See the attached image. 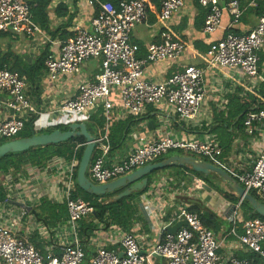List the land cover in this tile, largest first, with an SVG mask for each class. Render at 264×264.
<instances>
[{"label": "built area", "instance_id": "2783aa9c", "mask_svg": "<svg viewBox=\"0 0 264 264\" xmlns=\"http://www.w3.org/2000/svg\"><path fill=\"white\" fill-rule=\"evenodd\" d=\"M94 2L98 5V11L90 20L89 29L75 26L72 38L66 42H58L56 50L45 58L44 68L46 79L52 85L59 84L63 78L78 75L90 60L99 61V73L94 80L79 82L71 98L62 100L53 110L41 112L27 96L26 80L16 71L0 68V115L3 114L0 117V138L16 137L31 116L37 118L38 127L34 131L38 132L57 125L85 123L91 112L101 106L104 124L95 135L94 151L86 173L93 184L102 185L115 181L155 163L170 151H178L202 158L200 160L227 173L247 193L253 191L264 200V149L258 150L250 170L240 169V166L223 162V150L213 134L204 139L164 136L153 141H146L140 135L133 134V149L116 162L107 161L110 151L109 129L115 119L138 117L148 106L157 108L164 104L180 123L186 126L193 123L205 99V69L184 67L163 82H150L144 78L147 65L175 60L183 53L184 44L168 30L167 22L184 7L185 0H161L156 15V22L160 27V42L148 46L144 59L136 58L129 36L135 27L147 23V0L124 1L118 9L111 3L97 0H89L88 4L92 6ZM198 4L208 10L202 33L213 34L219 29L221 22L222 9L218 0H198ZM226 10L233 18L232 23H237L241 15L239 0H230ZM0 32L25 38L43 36L40 27L32 20L27 0H0ZM263 47L264 10L256 27L248 34L228 33L221 38L208 52L205 68L239 70L248 79H254L258 77V52ZM261 80L264 81L262 78ZM115 95L120 103L118 112L114 111L116 106L112 97ZM260 100L264 104V99ZM45 115L50 118L52 116L56 120L55 124L41 125ZM243 126L248 136L257 133L264 136V108L248 112ZM76 149L67 164L54 160L42 171L47 172V193L43 191L38 194L29 188L35 183L41 185L37 184L34 175L32 178L27 176L25 186L18 187L15 184L5 188L7 200L19 202L23 206L37 204L41 195H47L50 202L64 204L67 221L62 224L63 227L48 229L36 220L35 222L24 208L7 202L1 203L0 264H248L247 260L238 259L234 255H221L220 242L216 236L203 227L198 213L189 211L190 201L200 198L199 191L205 188L203 181L194 177L188 188L180 186L177 190L168 187L164 180L167 187L162 194L164 199L158 194L154 195L153 200H157L156 208L158 207L159 212L153 211V214L162 218L169 214L172 220L161 226L159 238L150 248L143 250L134 235L123 233L115 226L106 228L102 223L94 222L98 226L95 235L104 234L118 247L111 250L98 247L86 260L78 236L79 223L90 217L94 209L79 198H71L72 175L79 165L75 157ZM22 178L24 176L20 180ZM183 195L187 198L185 202L179 200ZM241 203L242 200L239 199L236 204H230V229L227 236H232L245 253L258 254L260 264H264V222L260 219L245 221L241 225L242 234H238ZM180 221H184L187 226L181 227L173 235L168 233L167 228ZM35 231L42 240L51 242L45 248V253H41L29 241L28 236ZM89 242L91 243V238ZM55 250H58V255L54 254Z\"/></svg>", "mask_w": 264, "mask_h": 264}, {"label": "crops", "instance_id": "0c3cea01", "mask_svg": "<svg viewBox=\"0 0 264 264\" xmlns=\"http://www.w3.org/2000/svg\"><path fill=\"white\" fill-rule=\"evenodd\" d=\"M88 1L89 0H51L49 6L46 9L49 20L48 31L42 30L40 28L42 30L43 36L25 38L8 34L10 36L9 42L3 43L4 41L1 39L0 43L5 44V48L10 46L12 52L18 56L20 60L27 64H32L35 58L40 55L44 48L47 47L48 53L55 51L57 48V43L62 42V38L69 39L70 36L72 37L73 28L75 26L89 29L90 20L97 13L98 5L94 2L95 4L93 3L91 6L88 4ZM97 1L101 2L100 0ZM123 1L125 0H122V2ZM229 1L230 0H218L219 7L222 9L220 27L213 34L204 35L202 33V26L204 23L205 10L202 7H197L194 3V0H185L184 7L179 12L174 14L167 22L168 30L178 41L184 44L183 53L175 60H165L155 64L147 65L145 67L144 78L150 82L166 81L172 74L180 72L184 67L188 66L205 69L203 76L205 99L195 121L186 126L183 123H180L174 113L171 112V109L166 107L164 104L159 105L157 108L148 106L145 108V111L142 115L138 117L130 116L131 120L128 128L129 134L127 135L125 142H123L120 147L115 149L110 148V151L107 155L108 162H116L122 159L125 154H128L133 149L135 144L132 138L133 134L140 135L146 139V141H153L164 136L178 139H187L189 137L204 139L207 135H215L213 132H211V128L215 126L216 123L215 115L219 113L225 114L227 112L228 98L230 96L237 95L239 97H243L246 94L258 95L257 91L261 86H264V81L261 80V78L264 79V47L258 52V77L254 79H248L239 70L220 71L216 69L205 68V59L207 58L208 52L212 50V47L221 38H223L228 33L235 35L248 34L256 27L258 18L264 10V0H239L241 15L237 23L233 24V18L226 10V5ZM160 2L161 0H147V23L135 27L130 33L129 43L134 49L137 59H144L146 57L147 48L150 44L160 42V27L156 22V15L159 11ZM64 10L66 11L67 15L59 16L63 14ZM69 16L71 19L68 20ZM67 24H69V26H67ZM57 31L58 34H56ZM63 31H65L67 35H62ZM5 48L0 49L6 50ZM88 62L89 63H86L82 67L78 75H75L72 78H63L57 85L50 84L45 75V78L42 81L41 94L38 99L30 96L28 86L27 96L33 106L41 112L53 110L59 102L71 98L74 95L75 87L79 82L85 79L94 80L95 76L99 73V61L90 60ZM22 78L26 80L25 77ZM258 98L259 100L264 99L260 96H258ZM114 104L116 106L114 111L118 112L120 109V103L114 101ZM2 115H0V117ZM128 117L119 120L115 119L114 122L124 121ZM55 122L56 120L52 116L50 118L49 115H45L42 118L41 125L45 126L47 123H49V125H54ZM36 127H38L37 122L34 123V128ZM229 130H232V125L230 126ZM232 132L233 136L230 144V151L226 153L225 156H223L224 152L222 153V160L226 164L230 163L231 165L233 164L237 167L240 166V169L250 170L252 167V162L255 158L254 156H256V154L259 152L258 150L264 149V136L258 133L248 136L245 133L244 126L242 134L236 132L234 128ZM37 173L39 176L36 177L35 171H33V169H26L24 178L29 175H34L36 177L37 184L41 185H32L29 188H31L33 191H36L38 194H42V188L46 187L47 172ZM189 179L192 180L193 178ZM168 186L172 188L170 183ZM172 189L177 190L178 187ZM45 197L47 198V195H45ZM42 198L43 196L41 195V197L38 198V202H36L37 204L35 205L24 206V210L29 215H31V217H33L34 221L36 220L48 229H54L49 228L42 221L37 220L32 213L33 209L38 208ZM11 201L12 200H7V203L10 204ZM194 201H202L203 204L208 207L223 223V227L216 235L217 240L220 242L219 253L221 255L227 254L234 256H237L240 252L244 253L237 241L227 236L226 231L228 227H230L229 207H231V205L225 203L224 200H217L215 203L211 201L206 204L205 200H203L201 196L200 198L193 199L190 202L193 203ZM144 204V209L149 214L148 217H150V219L152 217L151 222L144 220L148 224V232L143 229L142 223H138L134 226L130 234L134 235L140 241L143 250H147L152 244L157 242L161 226L168 224L172 218H170L169 214L167 216L169 217L168 220H166L167 217L162 218L157 214H153V206L147 202ZM26 207L30 208V210L27 211L25 209ZM62 224L63 223H59L56 227L62 226ZM95 231L92 235H90L86 243L81 245L87 251L89 258L98 247L108 248L116 246L113 245V240L108 239L104 234L97 233L95 235ZM28 238L30 242L32 239H35L38 244L43 243L42 247H44V251L45 248L51 244V242H45L42 240L37 231L29 235ZM90 238L91 243L89 242Z\"/></svg>", "mask_w": 264, "mask_h": 264}, {"label": "trees", "instance_id": "16d2710c", "mask_svg": "<svg viewBox=\"0 0 264 264\" xmlns=\"http://www.w3.org/2000/svg\"><path fill=\"white\" fill-rule=\"evenodd\" d=\"M101 2L111 3L112 6L118 9L119 5L122 3V0H100ZM129 1V0H125ZM51 0H32L29 3L30 13L32 16V20L36 23L42 30L48 31L49 20L46 13V9L49 6ZM124 2V1H123ZM194 3L197 7H201L198 4V0H194ZM95 4V3H94ZM95 6V5H94ZM204 9V8H203ZM204 19L206 14L208 13L207 9H204ZM67 13L64 10L62 15L66 16ZM71 19L70 16L68 20ZM69 26V24H67ZM58 34V31L56 32ZM62 35H67L65 31L62 32ZM69 37V36H68ZM62 38V36H61ZM72 37L70 36L69 39ZM4 42H9L10 36L7 33L0 32V40ZM69 39L62 38V42H66ZM9 44V43H8ZM6 50L0 49V68H6L9 71H16L19 73L21 77H25L29 86V94L31 97L39 98L42 89V81L45 78L46 72L44 68V60L48 56L47 47L40 53V55L35 58L32 64H27L24 61L20 60L18 56H16L10 46L5 48ZM207 51V50H206ZM258 95L246 94L243 97H239L237 95L230 96L228 98L227 104V112L225 114L219 113L215 115L216 123L215 126L211 128V132H213L217 137V142L219 146L223 149V156L226 155L230 151V144L233 136V128L236 132L242 134L243 131V121L246 114L250 111H259L264 108V105L260 102L258 96L264 98V86H261L257 91ZM102 107L99 106L96 108L94 112H91L90 117L87 121H85L87 131L92 135H96L99 129L103 127L104 120L102 118ZM220 119V120H219ZM36 116H31L25 123L22 131L12 139L0 138V145L17 139L30 138L35 135H40L44 133H51L55 130L66 131L69 126L57 125L51 128H48L43 131H34V123L36 122ZM130 116L121 122H111L109 129V144L110 148L120 147L123 142H125L127 135L129 134V124H130ZM232 125V130L230 131V126ZM244 137V136H243ZM77 146H79L77 148ZM85 147V140L82 137H77L73 139L66 140L62 143L56 145H48L44 147H35L30 148L24 152L20 153H12L7 154L0 158V204L7 202V193L5 183L10 182L12 180L11 185H15L20 180L21 176H24L26 173V169H33L35 171V176H39L37 172L44 171L45 168L54 160H61L62 163L67 164L71 158L73 157L74 150L75 157L78 161L82 156V152ZM177 156H191L189 154L183 152H177ZM194 157V156H193ZM166 158V157H164ZM164 158L159 159L163 160ZM197 159H202L199 157H194ZM203 160V159H202ZM63 167L62 169H64ZM47 170V169H46ZM78 166L74 169L72 175L73 182V191L71 194L72 199H81L87 202L90 206L93 207L94 213L88 217L86 220H82L79 223V231L78 236L81 240V245H84L86 241L89 239L90 235L98 228L96 223H102L104 227L108 228L109 226H115L119 228L123 233L130 234L134 226L138 223H142L143 229L148 232V224L144 221L143 217L139 212V197L143 195L148 187L150 186L151 181L149 180L147 188L141 192H135L131 195L124 197L122 199L113 201L112 198L122 192L124 189L117 190L110 194H105L103 196H95L92 194L84 193L76 184V174H77ZM162 170H167L170 173V185L172 188H177L179 183L183 180L191 178L201 179L209 191H213L217 193L225 203L228 204H236L238 202V198L232 194L231 191H225L221 189L214 179H220L215 175L203 176L202 174H198L192 171L189 166L184 167H169ZM48 171V170H47ZM161 170H157L152 172L151 174L155 175ZM37 173V174H36ZM254 198H256L259 202L264 204V200L259 198L255 192L250 191ZM185 201V200H183ZM190 203V202H189ZM191 212L198 213L201 223L203 227L207 230H210L215 236L220 232L223 227V223L221 220L208 208L206 207L202 201H194L190 203ZM241 215L238 218V234H242L241 225L245 221H249L252 219H260L264 222V218L258 216L248 205L247 202L242 201L240 205ZM32 213L35 218L39 221H42L49 228H55L59 223H64L67 219V211L66 206L64 204H55L50 202L48 198L43 196L41 202L37 209H33ZM167 217L166 220H168ZM230 226V225H229ZM230 227H228V232ZM231 238H233L231 236ZM234 239V238H233ZM235 240V239H234ZM32 244L34 247L39 250L41 253H45L44 247L42 244H38L35 239H32ZM264 247V243L262 244ZM86 260H88L89 256L87 251L82 246ZM115 247L105 248L106 250H111ZM55 255H58V250L54 251ZM238 259L247 260L248 264H260L259 255L256 253H239L236 256Z\"/></svg>", "mask_w": 264, "mask_h": 264}, {"label": "water", "instance_id": "95a60500", "mask_svg": "<svg viewBox=\"0 0 264 264\" xmlns=\"http://www.w3.org/2000/svg\"><path fill=\"white\" fill-rule=\"evenodd\" d=\"M28 3L31 0H27ZM82 137L85 140V147L82 152V156L79 161L78 170L76 174L77 186L86 194H92L95 196H103L105 194L113 193L117 190L124 189L119 194L115 195L112 200L116 201L127 197L135 192H141L147 188L148 178L152 172L162 170L169 167H184L189 166L193 172L202 174L203 176L215 175L223 183H225L231 192L240 200L248 203L250 208L260 217L264 218V204L259 202L251 194L247 193L233 178H231L223 170L199 159L191 156H169L155 162L148 164L140 169L133 171L131 174L119 178L115 181L107 184L96 185L93 184L87 177V169L90 163L93 151H94V139L95 136L87 131L85 123H74L69 125L68 130L59 131L55 130L51 133H44L35 135L30 138L17 139L6 142L0 145V158L12 153L24 152L30 148L44 147L48 145H56L66 140ZM207 189V188H206ZM19 208H24L23 204L11 201ZM27 211L30 208H25ZM184 221H180L172 227H168L167 231L170 234H175L181 227H186ZM121 257V254L120 256Z\"/></svg>", "mask_w": 264, "mask_h": 264}, {"label": "rangeland", "instance_id": "374dc122", "mask_svg": "<svg viewBox=\"0 0 264 264\" xmlns=\"http://www.w3.org/2000/svg\"><path fill=\"white\" fill-rule=\"evenodd\" d=\"M3 43H5V42H3ZM3 43H0V48L1 49H4L5 48V44H3ZM87 63H89V62H87ZM112 99H113V101L119 102L118 101V97L116 95L113 96ZM171 155H177V151H170V152H168L166 158L169 157V156H171ZM189 155H191V154H189ZM55 164H57V162ZM63 166H61V167H63ZM51 174H52V172H51ZM30 176H31L30 178L33 177V175H30ZM169 177H170V173L167 170H161V171H159L155 175L150 174V175L147 176L148 182L150 180L151 183H150V186L148 187L147 191L143 195H140V197H139V203H138L140 215L144 218V220H147L148 222H151V220H152V217L150 219V217H148V215H149L148 212L144 209V207H145V204L144 203L145 202H147V203H149V204H151L153 206V208H154L153 210H154L155 213H158L159 212L158 207L156 208V205H155V204H157V200H153V198H154V195L155 194H158V196H160L162 199H164L163 196H162V194L165 192V190L167 188L166 185L164 184V180H166L167 186H168V184L170 183V178ZM190 177L192 178V176H190ZM198 180L202 181L201 179H198ZM27 182H28L27 177L24 178V179L22 178L20 181H18V183H16V185L18 187L19 186L22 187V186L27 185ZM214 182H216L217 185L221 189H223L225 191H231L228 188V186L225 183H223L221 180L219 181V180L214 179ZM11 183H12V180L10 182H8V183L6 182L5 183V186L8 187V186L11 185ZM197 183L199 184V182H197ZM190 184H192V180L191 179L188 178L186 180H183V181H181L179 183L178 189L180 188V186H182V188H188L190 186ZM34 186H37L36 183L34 184ZM42 190L44 192H46V193L48 192L45 187H43ZM199 194L201 195V197L203 198V200H205V203L206 204H208L211 201H213L215 203V201H217V200H222V198L217 193H215L213 191H209L206 188L203 189V190H201V191H199ZM185 199H187V198H185L184 195L181 196V197H179V200H181V201H183Z\"/></svg>", "mask_w": 264, "mask_h": 264}]
</instances>
